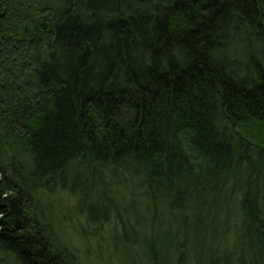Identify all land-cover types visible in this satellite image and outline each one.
Returning a JSON list of instances; mask_svg holds the SVG:
<instances>
[{"label":"trees","instance_id":"1","mask_svg":"<svg viewBox=\"0 0 264 264\" xmlns=\"http://www.w3.org/2000/svg\"><path fill=\"white\" fill-rule=\"evenodd\" d=\"M112 257L264 264V0H0V264Z\"/></svg>","mask_w":264,"mask_h":264},{"label":"rangeland","instance_id":"2","mask_svg":"<svg viewBox=\"0 0 264 264\" xmlns=\"http://www.w3.org/2000/svg\"><path fill=\"white\" fill-rule=\"evenodd\" d=\"M73 200L70 199L68 196H65L64 194H54V195H47L43 198V204H42V213L43 216L45 217V219H47L50 222H54V215L55 217L60 220L58 221L59 223H62L63 226L68 227L69 224L67 225V222L63 220L62 216H64L63 214L67 213L66 208H73L70 207L72 204ZM63 205L66 208H63ZM70 205V206H69ZM57 209V210H55ZM60 211H59V210ZM74 209V214L71 213V211H69V213L73 216V215H77L78 214V209ZM63 212V213H61ZM71 218V217H70ZM114 225V223H113ZM111 228L105 227V230L108 234H105L104 237L105 239H107L109 236H111ZM78 229H74V231H71L69 228H67V230L62 229V231L59 232V240L61 242V244L64 242V244H66L65 246H74L72 247L74 250H77L76 252H78V255H86L89 259L94 258V252L98 253V255H100L102 257L103 260H107V250L106 248L108 247V245L110 244L109 241H105L103 242V239H99L100 241V246L98 247V249L95 247V242L96 241H92V239H90L88 241V243H85L84 246H82V244L80 245V243L83 241L82 236L78 233L77 231ZM79 232V231H78ZM120 231H117V233ZM111 246V245H110ZM113 249V247H110V251ZM88 251L90 253H88ZM113 253V251H111ZM118 261L115 260L114 257L111 258V262L107 261L106 264H117Z\"/></svg>","mask_w":264,"mask_h":264}]
</instances>
